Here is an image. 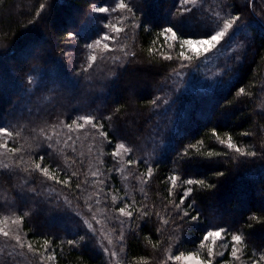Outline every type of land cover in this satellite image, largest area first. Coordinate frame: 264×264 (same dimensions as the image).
<instances>
[{
	"label": "trees",
	"instance_id": "trees-1",
	"mask_svg": "<svg viewBox=\"0 0 264 264\" xmlns=\"http://www.w3.org/2000/svg\"><path fill=\"white\" fill-rule=\"evenodd\" d=\"M0 128V264H264V0H0Z\"/></svg>",
	"mask_w": 264,
	"mask_h": 264
},
{
	"label": "snow or ice",
	"instance_id": "snow-or-ice-1",
	"mask_svg": "<svg viewBox=\"0 0 264 264\" xmlns=\"http://www.w3.org/2000/svg\"><path fill=\"white\" fill-rule=\"evenodd\" d=\"M43 7V6H42ZM120 7H124V5H120ZM96 11L98 12H105L106 9L103 7L97 8ZM236 20V17H233V21ZM233 26L232 23H229L227 21H225V29H229ZM168 32H172L173 38H175V32L172 31V29H167ZM225 36V31H219L216 32L214 35H211L205 39H197V40H185L182 43L184 45H187L189 48H191L193 51H196L197 53L199 52H204L207 53L209 51L210 48H215L218 44V42L221 40L222 37ZM106 47V46H105ZM183 55V53L181 54ZM241 91H243V89H241ZM0 132H6V129L4 128H0ZM221 143H224V141H221ZM120 147H123V145H120ZM228 147L230 148H234L235 145L229 143ZM237 152H240L241 149L236 148L235 149ZM37 167H39V165H37ZM175 179V178H173ZM189 184L193 183V181H188ZM196 183H202V181H196ZM189 192H191V189H189ZM187 195V193L185 194ZM120 211H124V210H120ZM195 219V218H193ZM221 233L220 231H215V232H209L207 234V236H211V237H220ZM207 236L205 237V239H207ZM241 237L239 235H234L232 236V240L233 241H240ZM71 243V242H70ZM209 255H212V250L209 249ZM233 256H236V250L234 249L232 252ZM176 259H184L186 261V264H202V261L199 260L198 257L194 256L193 254H189L186 257H176ZM261 259H264V257H261ZM210 264V262H209Z\"/></svg>",
	"mask_w": 264,
	"mask_h": 264
},
{
	"label": "rangeland",
	"instance_id": "rangeland-1",
	"mask_svg": "<svg viewBox=\"0 0 264 264\" xmlns=\"http://www.w3.org/2000/svg\"><path fill=\"white\" fill-rule=\"evenodd\" d=\"M118 29V28H117ZM118 31H119V29H118ZM103 37H105V36H103ZM203 39H205V38H203ZM185 40H197V39H184L183 41H185ZM112 41H114V40H112ZM182 41V42H183ZM183 46V48H189L187 45H182ZM94 47V49H96L97 50V48H98V45H94L93 46ZM107 48H109V47H107ZM115 48H116V46H115ZM94 49H91V50H94ZM102 49H103V47H102ZM190 50H192L191 48H189ZM193 51V50H192ZM193 52H196V51H193ZM202 52V51H201ZM197 53V52H196ZM91 60H92V58H91ZM5 218V220H6V222L5 221H1L0 222V226L2 225V224H6V225H9V221H11V219H9L8 217H4ZM1 230H3L2 228H0ZM210 238H212L213 240H216L218 237H210ZM190 253H188V254H185V255H182V256H180V257H186V256H188ZM191 254H193V253H191ZM194 256H196V257H198L197 255H195V254H193ZM199 258V260L200 261H202V264H209V263H206V261H204L203 259H201L200 257H198ZM180 263L179 264H186V261L184 260V259H179L178 260Z\"/></svg>",
	"mask_w": 264,
	"mask_h": 264
}]
</instances>
